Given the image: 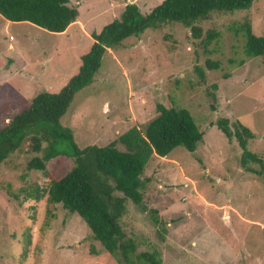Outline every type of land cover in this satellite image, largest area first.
Wrapping results in <instances>:
<instances>
[{"label":"rangeland","instance_id":"374dc122","mask_svg":"<svg viewBox=\"0 0 264 264\" xmlns=\"http://www.w3.org/2000/svg\"><path fill=\"white\" fill-rule=\"evenodd\" d=\"M163 1L70 0L79 17L62 34L0 14V127L39 93L64 88L94 44L92 34L127 4L147 15ZM246 24L264 36V0L247 10L212 12L197 23L202 38L175 22L126 39L108 50L94 82L77 93L61 120L81 148L109 145L135 126L145 129L158 104L189 110L204 132L196 151L180 146L146 166V209L128 202L121 220L136 255L157 252L162 264H264V173L245 170L236 138L218 127L222 118L249 127L255 139L248 149L264 158V60L247 57ZM210 30L219 37L206 46ZM37 155L27 143L0 167V264H124L77 213L62 204L50 212L47 197L29 198L73 166L60 156L48 163V176L27 170ZM250 167L261 171L259 164ZM134 262L146 264L137 256Z\"/></svg>","mask_w":264,"mask_h":264},{"label":"trees","instance_id":"16d2710c","mask_svg":"<svg viewBox=\"0 0 264 264\" xmlns=\"http://www.w3.org/2000/svg\"><path fill=\"white\" fill-rule=\"evenodd\" d=\"M256 0H164L152 12L144 15L136 3L126 5L119 18L93 33L94 44L81 56V66L68 84L59 92H41L30 105L0 127V167L15 152L28 143L38 154L27 163V170L49 175L48 163L60 156L72 159L73 166L61 179L51 177L49 187L36 191L29 198H48L49 211L62 204L77 213L92 231L94 239L104 249L120 256L124 264H135L134 258L146 264H162L157 252L136 255L137 245L121 226L128 213V202L146 209L145 184L142 179L151 158H165L177 147L196 151L204 140L191 112L185 108L157 105L158 115L142 129L135 126L106 146L81 148L73 130L62 124L77 93L90 86L99 72L109 49L119 48L132 37H139L148 28H160L167 23L189 27L194 38H202L204 30L197 25L212 12H234L250 9ZM0 14L10 22H28L48 32L62 34L77 21L79 10L70 0H0ZM245 53L248 58L264 60V36H257L246 24ZM219 33H206L208 46ZM210 69L219 63L207 61ZM219 129L228 139L236 138L242 149L241 166L259 175L264 173V158L248 149L253 131L241 122L231 123L222 118ZM118 146H122L121 150ZM245 159V160H244ZM261 165V171L251 164ZM155 213V211H154ZM162 224L161 221L156 220Z\"/></svg>","mask_w":264,"mask_h":264},{"label":"bare ground","instance_id":"6f19581e","mask_svg":"<svg viewBox=\"0 0 264 264\" xmlns=\"http://www.w3.org/2000/svg\"><path fill=\"white\" fill-rule=\"evenodd\" d=\"M245 160V159H244Z\"/></svg>","mask_w":264,"mask_h":264},{"label":"crops","instance_id":"0c3cea01","mask_svg":"<svg viewBox=\"0 0 264 264\" xmlns=\"http://www.w3.org/2000/svg\"><path fill=\"white\" fill-rule=\"evenodd\" d=\"M10 22V21H9Z\"/></svg>","mask_w":264,"mask_h":264}]
</instances>
